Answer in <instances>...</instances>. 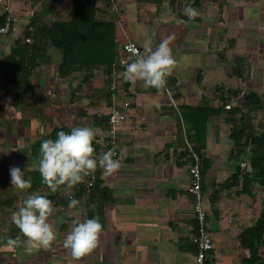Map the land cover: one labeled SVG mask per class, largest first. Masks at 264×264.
Listing matches in <instances>:
<instances>
[{
  "label": "crops",
  "instance_id": "obj_1",
  "mask_svg": "<svg viewBox=\"0 0 264 264\" xmlns=\"http://www.w3.org/2000/svg\"><path fill=\"white\" fill-rule=\"evenodd\" d=\"M62 1L65 0H0V15L5 12L14 14L20 18L19 22L22 19L27 22L25 26L34 18L42 24L71 20L73 4L66 0L60 5ZM114 4L118 10L121 9V18L128 20L131 33L105 0H98L97 15L104 20L115 21L117 53L120 54L122 42L128 37L135 40L143 52L146 43L155 48L161 39L174 34L171 48L176 67L168 77L165 89L161 90L145 88L142 82L133 84L125 81L122 76L124 66L117 68L118 103L130 102V119L119 125L116 135L119 146L116 159L121 161L120 170L105 175L100 169L104 180L102 186L112 190L113 199L99 207L97 198L90 201L86 194L78 198L80 204L76 208L70 209L68 204L56 203L62 197L61 200L69 201L64 197L69 188L61 186L57 190L61 198L54 201L55 210L49 217L57 233L56 244L51 246L52 252L50 248L33 251V261L35 264H196L197 253L191 237L197 232L198 221L194 213V196L189 190L191 163L186 151L193 128H189L190 122L182 107L216 106L219 104L216 90L221 84L236 88L234 77L221 79L219 70L221 66L222 72L232 68L227 63L230 56L233 60L231 66H240L251 72L244 46L240 51L238 48L242 41L250 43L258 36L264 40V26L252 17H243V10L256 8L264 11V0H115ZM66 5L70 11H60ZM189 5L200 15L195 20L182 23L188 21L183 13ZM220 8L224 9L222 13ZM237 8L239 11H235ZM214 17L227 22L225 39L235 40L231 41L234 47L223 45L225 39L219 25L211 21ZM18 26L16 22L11 33L18 30L22 35L25 29ZM242 26L255 28L257 32L259 29L260 34L247 33L248 29L241 30ZM10 34L0 36L2 75L5 66L1 59L10 52L17 38L7 40ZM256 55L252 53L251 57L257 58ZM39 62L32 79L33 90L25 103L15 106V93L7 89L12 107L6 115L17 120L10 125L21 126L20 136L31 131L34 134H28L31 139L46 137L55 126H88L97 133L95 144L104 148L113 105L109 89L112 68L109 73L104 66L94 68L88 79L85 78L86 72L81 71L61 77L58 71L60 56L52 46L39 58ZM214 69L216 71L211 72ZM2 83L6 84L4 75ZM49 86L52 91L46 92L44 97L43 94L42 98L35 94L37 87ZM38 97L46 99V102L40 103L36 100ZM230 129L226 115L212 116L208 120L203 151L212 164L203 180L208 228L214 240L213 249L207 255L209 264H234L230 257L221 256L224 250L234 247L226 241L233 231L230 230L231 219H227V210L232 207L228 203L233 198L229 187H221L235 172L236 166ZM33 159L29 149L28 164L21 165L27 169L38 168L39 161L36 159L31 163ZM39 193L54 192L43 188ZM77 215L81 219L98 218L103 225L99 246L78 259L63 245L71 220Z\"/></svg>",
  "mask_w": 264,
  "mask_h": 264
},
{
  "label": "trees",
  "instance_id": "obj_2",
  "mask_svg": "<svg viewBox=\"0 0 264 264\" xmlns=\"http://www.w3.org/2000/svg\"><path fill=\"white\" fill-rule=\"evenodd\" d=\"M105 1L109 7L110 0ZM142 1L148 2L150 0ZM73 3L71 20H56L51 24H42L35 18L32 19L23 30L22 35L14 40L10 52L1 59L5 66L4 81L8 90L15 93L13 100L15 106L18 103L23 104L29 99L33 90L32 79L37 66L40 64L39 58L46 54L49 46H52L60 56L58 71L61 77H66L74 71H81L86 72L85 78L88 79L92 76L94 68L104 66L108 73L112 68L118 54L115 21L98 17V0H73ZM6 16L7 12L0 15V26L4 24ZM31 26H34L35 29L31 30ZM29 36L33 37V42L26 40ZM242 72L244 70L239 66L240 76ZM219 91V104L216 106L207 104L182 107L183 111L185 110L187 113L190 122L188 123L189 128H193V133L189 136V143L202 157L204 179L212 164L211 159L207 158L203 151L206 146L208 120L212 116L226 115V121L231 124L230 138L234 145L233 154L236 158V166L235 172L226 182L221 184V187H229L230 189L235 187L237 195H252L256 183L264 190V124L260 129H257L254 124L256 112L264 107V96L255 90L241 92L238 88L227 87L224 84L219 86ZM240 95L243 99L241 104L234 103V99ZM72 128L55 126L46 137L31 139L30 154L32 157L39 161L41 142L46 139H55L59 131L70 132ZM94 147L96 155H99L104 149L95 142ZM186 151L191 163L192 157L187 148ZM243 161H247L246 167L242 166ZM14 166H19L22 171H25V178L31 177L32 188L27 190L29 193L45 195L53 203L58 197L61 198L59 191L52 194L39 193L40 190L48 188V186L42 182L38 168H30L29 171H26L27 168L19 163ZM103 183L102 171L98 167L95 185L90 190H87L82 184L76 185L74 198L78 199L88 194L90 201L97 198L98 206L102 207L113 199L112 190L107 186H102ZM15 199L12 196L3 200L2 203L6 206L15 207ZM61 199L57 200L56 203L69 204V201ZM5 221L8 220L0 219V226L6 223ZM10 224L12 228L9 238L16 239L19 237L20 241L25 240L26 238L17 226L12 221ZM238 238L241 247L247 250V253L241 257L240 264H264V209L252 224L241 229ZM194 245V250L198 254V245L196 243ZM205 263H208L207 258Z\"/></svg>",
  "mask_w": 264,
  "mask_h": 264
},
{
  "label": "clouds",
  "instance_id": "obj_3",
  "mask_svg": "<svg viewBox=\"0 0 264 264\" xmlns=\"http://www.w3.org/2000/svg\"><path fill=\"white\" fill-rule=\"evenodd\" d=\"M183 14L188 21H181L182 23L195 20L200 15L199 11L190 5L185 7ZM174 39L175 35L170 34L161 39L155 48L146 43L143 52L134 45H129L128 51L134 59H130V62L124 65L123 79L133 84L142 82L145 88L165 89L167 79L177 63L171 48ZM96 135V131L91 127L76 126L70 132L59 131L55 139L41 142L38 170L42 182L52 192H56L61 186L72 188L83 183L85 177L94 174L98 167L105 175H112L120 170L121 161L115 158L114 148L96 155L94 147ZM9 171L10 182L14 188L19 190L32 188L31 177L25 178V171L19 166H12ZM79 204L78 199L70 197L68 204L70 209L76 208ZM54 210L55 206L51 199L33 193L28 195L23 205L12 213V222L26 238L23 247L27 253L31 254L41 248L48 249L56 240L57 233L49 221ZM102 230L103 225L98 218L81 219L77 215L71 220V227L63 240V245L78 259L99 246ZM9 244L20 246L21 241L17 237L10 239Z\"/></svg>",
  "mask_w": 264,
  "mask_h": 264
},
{
  "label": "rangeland",
  "instance_id": "obj_4",
  "mask_svg": "<svg viewBox=\"0 0 264 264\" xmlns=\"http://www.w3.org/2000/svg\"><path fill=\"white\" fill-rule=\"evenodd\" d=\"M113 1L115 2V0L109 1V6L111 8L116 6V4H114ZM70 2L73 4L74 7L73 0H71ZM63 3H66V0L62 1L60 5H62ZM60 11L68 12L70 10H68L66 5V8ZM223 11L224 9L220 10L221 13ZM235 11H239V8L235 9ZM243 11H244L243 17L246 16L252 17L254 21L259 20L260 26H264V24H262V22L264 21L263 10L261 11L259 9L254 8L248 10L244 9ZM112 12L116 13L113 10ZM119 12L122 17L120 8H119ZM220 16L222 17V15ZM22 20L21 22L18 21L19 24L18 27H21L22 25L23 28L25 29L26 26L24 24H26L27 22L26 21L24 22ZM119 21H123L125 29H127V31L131 33L132 30L128 24V20H124V18H121ZM211 21H213L214 24L219 25L220 33L225 39L224 29L228 27L227 22L223 20L220 22L219 17L216 18L214 17L212 18ZM243 28L248 29L246 31L247 33H252V32L253 34L259 33V29L257 32V29L255 28H248V26L245 27L242 26L241 30ZM19 33L20 32L18 30L13 31L8 37L6 36L7 37L6 39L9 41H13L15 37H18ZM223 41H224L223 45H228L231 47H234L235 45L233 44V42L231 43V41H235V40L227 39V37ZM241 44L242 45H240L238 51H240L241 46H244L245 49L244 51L246 52V56L248 57L247 61L250 64L248 68H250L251 72L248 73L243 68L244 72H242L241 77H243L244 79L241 80L239 77L240 74H239L238 66L236 65L231 66L233 60L230 56L229 58H227V63L229 62L230 67L232 68H227L225 72H222L223 67L221 66V68H219L222 75L221 79L230 78L231 80V77H234L235 83L233 85L236 88H238L241 92L248 90H255L264 96V68H262L264 66V40L262 39L261 36H258L256 40H251L250 43L242 41ZM248 48L249 50H247ZM252 53L254 54L256 53L257 58L251 57ZM259 67H261V69ZM212 71L215 72L216 69L211 70V72ZM50 72H49V77L51 76ZM49 77H47V79L51 80V78ZM2 79H3V75L2 73H0V81H1L0 82V219H4L8 221H5L6 223L0 226V264H35V261H33L35 252L29 254L24 250L23 242L25 240L21 241L20 246L9 244V240H10L9 234L12 228L11 227L12 225L10 224V221H12L11 220L12 213L14 211H17L19 207H21L23 199H26L28 195L33 194V193H29L27 190H19L14 188L10 182L11 177L9 170L12 166L16 165L17 163L20 164L24 163V165L28 164L27 158L29 157V149L31 144V138H29L28 134L30 133L31 135L32 132L30 131L27 132L25 136L24 135L20 136L19 132L21 131V126L17 127V124H13L12 126L10 125L11 122L14 123L17 120L16 121L11 120L9 119V115H6L9 112L10 109L9 107H12V102L10 101V98H8V95L6 93L8 86L6 84L1 85L3 84ZM51 91L52 88L50 86L46 88L37 87L35 94L40 95L39 97L42 98V94L44 97L46 92L50 93ZM216 91L218 93L220 92L219 90ZM39 97L36 98V100H38L39 102L41 101L40 103H42V101L46 102V99L41 100ZM50 100L51 99L49 98V102ZM241 100H243L242 95H240L238 98H235L234 103L241 104ZM245 110L247 109L245 108ZM256 114L257 116L254 119V124L257 129H260L264 124V107L258 110ZM24 128H26V126L22 127V131ZM37 129H39V126L37 127ZM26 150H28V152H26ZM34 160L36 159L31 160V163H33L32 161ZM33 166H35V163L33 164ZM235 190H236L235 187L231 188L230 196L233 198V200L231 203L228 204L232 207L230 210H227L229 211V215H227V219L229 220L231 219L232 222L231 224L232 228H230V230L233 231L229 234V238H226V241L231 242L234 245V247L226 251L224 250L223 255L221 256L222 258L230 257L234 264H239L241 257L247 253V250L241 247L240 242L237 239L238 231L241 230L243 227L252 224L259 216L260 212L264 209V190L261 188V186L258 183L254 185V190L252 195H247V194L237 195L235 193ZM12 196L16 198L14 202L15 207L6 206L2 203L3 200ZM55 244L56 243L53 242L52 247L55 246ZM51 249L52 248L50 247L49 249L50 252H52ZM225 253L226 255L224 256ZM40 254L42 255L43 253L40 252Z\"/></svg>",
  "mask_w": 264,
  "mask_h": 264
},
{
  "label": "built area",
  "instance_id": "obj_5",
  "mask_svg": "<svg viewBox=\"0 0 264 264\" xmlns=\"http://www.w3.org/2000/svg\"><path fill=\"white\" fill-rule=\"evenodd\" d=\"M112 10L117 13V16L120 20L121 15L120 12L118 13L119 10L117 6H114ZM19 20L20 18L14 14L7 15L4 24L0 26V36L9 34L15 23ZM30 29L34 30L35 27L31 26ZM26 40L28 42H33V37L29 36ZM129 45H134L140 52H142L141 47L135 40L129 37L126 38V40L122 42L120 54L118 53L112 64L111 80L109 84L110 98L113 105L108 119V140L102 152H106L114 148L116 153L115 158L119 156V146L116 138L119 125L122 122L130 119V102L123 101L122 104H119V96L117 94V89L119 87V73L117 68L123 67L126 63L130 62V59H134V57H131V54L128 51ZM187 150L192 157V162L190 164L192 183L189 190L194 196V213L198 221L197 232L192 235L191 240L198 245L196 264H206L205 260L209 250H211L214 246V240L208 228V212L205 207L206 198L203 189L202 157L189 142H187ZM241 164L243 167H246L247 161H243ZM97 177L98 168L94 174L85 177L84 182L80 184L84 185L87 190H90L95 185ZM75 194L76 186L69 188V190L66 191L64 197L69 200L70 197H75Z\"/></svg>",
  "mask_w": 264,
  "mask_h": 264
}]
</instances>
